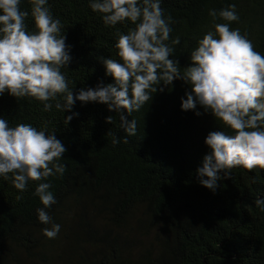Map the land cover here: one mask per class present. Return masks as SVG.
Instances as JSON below:
<instances>
[{
    "label": "trees",
    "instance_id": "1",
    "mask_svg": "<svg viewBox=\"0 0 264 264\" xmlns=\"http://www.w3.org/2000/svg\"><path fill=\"white\" fill-rule=\"evenodd\" d=\"M90 3L47 0L70 49L71 62L61 72L74 96L81 88L114 83L99 58L120 61L117 33L134 27L128 21L106 26L104 14L93 12ZM233 4L239 20L227 22L230 28H238L264 55V0H161L173 21L169 58L181 70L191 66L198 41L216 23H225L209 11ZM19 7L29 13L26 30L35 32L31 0H20ZM177 37L179 44L172 45ZM190 92L183 80H174L159 85L139 111L121 110L128 122L136 120L134 136H127L119 114L104 104L76 101L63 112L51 100L52 110L45 112L35 98H16L7 90L0 95V118L10 127L24 123L54 131L67 149L58 161L66 166L62 176L30 180L22 193L13 186V174L0 176V264H264V211L255 205L264 200V170L233 168L215 193L198 183L196 170L211 152L207 135L233 133L199 104L182 111ZM109 116L112 124L106 123ZM110 129L120 140L115 146ZM42 182L51 184L56 200L45 209L52 224L60 225L55 238L43 234L51 224L38 219L37 209L44 206L34 193Z\"/></svg>",
    "mask_w": 264,
    "mask_h": 264
},
{
    "label": "clouds",
    "instance_id": "2",
    "mask_svg": "<svg viewBox=\"0 0 264 264\" xmlns=\"http://www.w3.org/2000/svg\"><path fill=\"white\" fill-rule=\"evenodd\" d=\"M31 4L35 32L26 30L29 13L21 11L20 0H0V95L7 90L16 98H35L43 102L45 112L52 110L53 105L48 103L51 100L63 112L71 111L76 101L104 104L109 112L119 114L120 128L127 136H134L137 122H128L121 110L131 115L151 101L159 85L168 87L174 80H183L191 92L181 101L182 111L194 110L199 104L233 133L213 131L207 135L205 144L211 152L196 170L198 183L215 193L218 182L230 178L233 168L264 170V55L254 50L238 28L231 29L227 23L239 20L234 4L219 12L209 11L214 20L219 18L225 23H216L214 32H207L198 41L190 54L191 66L181 70L178 61L169 58L174 48L166 42L173 21L170 15L165 16L161 0H91L90 8L104 14L106 26L128 21L134 27L127 34L117 33L115 48L120 61L99 58L114 83L81 88L75 96L61 72L71 62L66 36L60 34L61 21L53 18L47 0H31ZM171 44H179V37ZM72 119V115L67 116L65 123ZM112 121V116L106 118V123ZM54 133L24 123L10 127L6 119L0 118V176L8 179V174H13V186L21 193L30 180L62 176L66 166L58 161L67 149ZM107 135L112 136L113 146L120 143L111 129ZM222 171L223 176L219 174ZM50 187V183H39L34 195L44 206L37 209L39 221L51 224L43 234L55 238L60 225L52 224L45 211L56 203ZM255 205L264 211V200H255Z\"/></svg>",
    "mask_w": 264,
    "mask_h": 264
}]
</instances>
